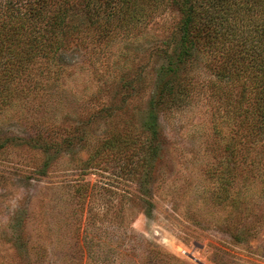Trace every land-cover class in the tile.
I'll list each match as a JSON object with an SVG mask.
<instances>
[{
    "label": "rangeland",
    "instance_id": "rangeland-1",
    "mask_svg": "<svg viewBox=\"0 0 264 264\" xmlns=\"http://www.w3.org/2000/svg\"><path fill=\"white\" fill-rule=\"evenodd\" d=\"M24 3L0 0V16L16 14V4L28 13ZM152 14L145 26L127 37L118 34L110 46L111 57L121 49L127 53L125 79L147 73L151 78L160 61L155 47L179 17L171 6ZM92 47L96 44L72 42L65 51L64 60L72 66L57 91L65 112L49 110L53 102L46 93L28 98L31 105L21 115L17 106L0 104V142L12 133L24 140L0 148V264H25L20 252L33 256L39 246L50 264H264V230L241 241L206 228L225 212L214 202L219 191L210 168L223 158L226 139L212 133L206 97L195 95L190 108L161 117L165 146L152 160L148 176L131 181L130 167L138 154L124 158L113 151L91 158L94 167L86 172L75 168L71 153L59 156L46 171L38 133H75L72 142L77 145L83 143L78 138L82 131L96 136L125 125L139 127L146 91L137 87L129 95L114 80L100 91L98 77L88 69L95 56L89 53ZM112 94L114 113L92 115L94 101ZM87 151L85 146L77 155L86 158ZM153 178L152 185L140 183ZM144 191L151 193L150 214L138 194Z\"/></svg>",
    "mask_w": 264,
    "mask_h": 264
},
{
    "label": "trees",
    "instance_id": "trees-1",
    "mask_svg": "<svg viewBox=\"0 0 264 264\" xmlns=\"http://www.w3.org/2000/svg\"><path fill=\"white\" fill-rule=\"evenodd\" d=\"M24 4L28 13L20 12L16 4V14L0 16L1 105L17 106L21 115L31 105L28 98L46 93L53 102L48 109L65 112L57 91L72 66L64 60L72 42L96 44L89 51L95 56L88 69L98 77L100 91L114 80L129 95L137 87L147 93L137 128L125 125L126 129L96 136L82 131L78 138L83 143L77 145L72 142L75 133L55 131L50 137L38 133L44 142L39 145L46 151V171L59 156L71 153L75 168L86 172L94 167L91 158L113 151L124 158L138 154L130 167L131 181L140 174L148 176L152 160L165 146L161 117L190 108L193 97L200 95L209 103L212 133L226 136L224 156L210 168L219 191L214 202L225 212L214 223H205L206 228L220 229L241 241L264 230V0H25ZM167 6L179 17L155 47L160 61L153 75L125 79L127 53L121 49L111 57L110 46L118 34L129 36L139 25L145 26L153 12ZM11 96L18 98L10 102ZM112 97H98L92 115H112ZM1 140L0 148L24 142L15 133ZM85 146L88 156L82 158L77 154ZM154 179L140 183L152 185ZM138 194L150 214L151 193ZM151 247L158 248L153 243ZM41 250L39 246L32 256L23 249L19 259L25 264H50Z\"/></svg>",
    "mask_w": 264,
    "mask_h": 264
}]
</instances>
